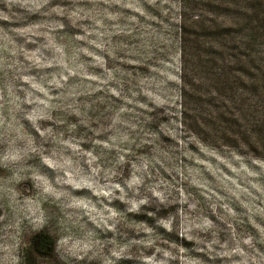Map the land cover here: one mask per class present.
Masks as SVG:
<instances>
[{"label":"rangeland","instance_id":"rangeland-1","mask_svg":"<svg viewBox=\"0 0 264 264\" xmlns=\"http://www.w3.org/2000/svg\"><path fill=\"white\" fill-rule=\"evenodd\" d=\"M182 13L0 0V264H264V159L233 147L250 126H220L190 46L188 88L208 103L197 115L188 96L185 118ZM191 20L192 44L219 48Z\"/></svg>","mask_w":264,"mask_h":264},{"label":"trees","instance_id":"trees-1","mask_svg":"<svg viewBox=\"0 0 264 264\" xmlns=\"http://www.w3.org/2000/svg\"><path fill=\"white\" fill-rule=\"evenodd\" d=\"M183 17V61H184V114L188 116L191 110L187 106L188 96L194 103H200L197 115H203L205 110L202 90L205 83L195 82L193 93L188 88L186 68L188 60V47L197 49V74L212 75L215 81L205 77L218 99V116L220 126H234L238 122H245L250 126L243 134L254 140L245 146H233L236 149H248L257 158L264 159V0H181ZM214 5L215 9H221L222 13L232 12V19L219 21L208 19L205 6ZM236 7V8H235ZM191 16V17H190ZM192 19V27L208 29L211 34L220 38L219 48L213 50L203 49L201 45L192 44L190 40L189 24ZM208 22V23H207ZM210 24V25H208ZM195 30L193 33H195ZM191 33V34H193ZM207 36H211L206 34ZM204 78V77H203ZM202 79V78H201ZM211 92L208 88L207 93ZM194 99V100H193ZM209 103H212L209 100ZM215 105V104H214ZM219 122V123H220ZM32 244L36 251L44 256L53 253L54 243L42 232L36 233Z\"/></svg>","mask_w":264,"mask_h":264}]
</instances>
